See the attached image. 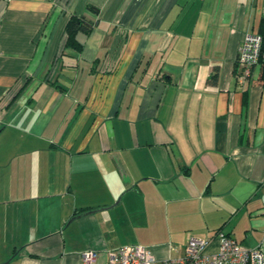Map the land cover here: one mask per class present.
<instances>
[{"label":"crops","instance_id":"1","mask_svg":"<svg viewBox=\"0 0 264 264\" xmlns=\"http://www.w3.org/2000/svg\"><path fill=\"white\" fill-rule=\"evenodd\" d=\"M262 3L0 0V264L215 251L217 229L264 254V59L237 62Z\"/></svg>","mask_w":264,"mask_h":264},{"label":"built area","instance_id":"2","mask_svg":"<svg viewBox=\"0 0 264 264\" xmlns=\"http://www.w3.org/2000/svg\"><path fill=\"white\" fill-rule=\"evenodd\" d=\"M261 59H264L262 36L256 31L246 32L237 51V62L243 73L247 75L249 68ZM214 237L218 242L215 251L209 250L211 238L190 237L181 255L162 259L154 257L146 245H122L111 253L108 264H264V254L259 247H245L222 229H218ZM96 257L97 253L92 250L81 254L83 264H92Z\"/></svg>","mask_w":264,"mask_h":264},{"label":"trees","instance_id":"3","mask_svg":"<svg viewBox=\"0 0 264 264\" xmlns=\"http://www.w3.org/2000/svg\"><path fill=\"white\" fill-rule=\"evenodd\" d=\"M91 10L97 11V8L88 6ZM92 25L91 21L86 20L83 16H77L75 14L70 15L68 21L65 24V32L67 33L66 45L74 49H79L80 45L76 41V33L78 31H88ZM262 36V50L264 51V18L260 20L258 30L256 31ZM261 59L259 62H261ZM216 79V73L213 76V80ZM218 230V229H217ZM216 230V231H217Z\"/></svg>","mask_w":264,"mask_h":264},{"label":"water","instance_id":"4","mask_svg":"<svg viewBox=\"0 0 264 264\" xmlns=\"http://www.w3.org/2000/svg\"><path fill=\"white\" fill-rule=\"evenodd\" d=\"M99 209H102V208L90 209V210L85 211V212H82L81 214H78V215H76V216L83 215V214H87V213H92V212H95V211H97V210H99ZM76 216H75V217H76Z\"/></svg>","mask_w":264,"mask_h":264},{"label":"rangeland","instance_id":"5","mask_svg":"<svg viewBox=\"0 0 264 264\" xmlns=\"http://www.w3.org/2000/svg\"><path fill=\"white\" fill-rule=\"evenodd\" d=\"M260 9V8H259Z\"/></svg>","mask_w":264,"mask_h":264}]
</instances>
